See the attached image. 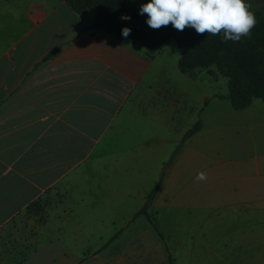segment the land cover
I'll list each match as a JSON object with an SVG mask.
<instances>
[{"label": "crops", "instance_id": "1", "mask_svg": "<svg viewBox=\"0 0 264 264\" xmlns=\"http://www.w3.org/2000/svg\"><path fill=\"white\" fill-rule=\"evenodd\" d=\"M94 18L67 0H0V264L42 197L39 234L52 213L131 222L197 121L148 209L164 213L148 223L166 264V247L173 264H264V100L227 106L217 69L183 73L170 40L148 57Z\"/></svg>", "mask_w": 264, "mask_h": 264}, {"label": "trees", "instance_id": "2", "mask_svg": "<svg viewBox=\"0 0 264 264\" xmlns=\"http://www.w3.org/2000/svg\"><path fill=\"white\" fill-rule=\"evenodd\" d=\"M72 9L78 13L87 9L94 12V22L90 26L93 31L109 33L117 40H131L144 46L148 57L159 52L169 40L174 39L178 50V67L183 73H192L197 69L214 66L218 72L227 77L228 92L226 95L230 105L235 109H244L254 100H264V0H246L256 18L255 27L247 37H241L239 42L223 41V32L219 35L197 34L192 27L183 31L176 30L171 23L159 29L150 28L147 14L141 15L139 8L148 0H67ZM122 14L131 17L130 20L120 19ZM128 27L131 35L125 39L121 29ZM54 50L45 56H51ZM200 127L197 121L182 137L180 144L174 149L170 159L165 163L159 178L149 191L142 207L133 218L143 215L149 222L152 219L148 213L149 206L157 194L166 169L177 153L181 143L193 135ZM158 235L161 233L155 228ZM167 250L168 264L173 259Z\"/></svg>", "mask_w": 264, "mask_h": 264}, {"label": "rangeland", "instance_id": "3", "mask_svg": "<svg viewBox=\"0 0 264 264\" xmlns=\"http://www.w3.org/2000/svg\"><path fill=\"white\" fill-rule=\"evenodd\" d=\"M171 44L177 46L174 39L168 46ZM219 76L216 87L227 94L228 79L221 74ZM51 202L42 197L26 210L20 221L26 228L34 222V227L27 231V242L18 244L14 239L7 242L4 250H11L16 258L1 264H166L163 243L143 215L127 222L126 214H117L113 216L114 223L107 216L100 215L95 221L78 227L69 213H52L49 224L39 234L37 225L46 218L45 205ZM149 215L158 226L157 219L164 213L157 214L151 210ZM162 233L166 241L169 240L171 231ZM0 254L5 255L3 252Z\"/></svg>", "mask_w": 264, "mask_h": 264}, {"label": "clouds", "instance_id": "4", "mask_svg": "<svg viewBox=\"0 0 264 264\" xmlns=\"http://www.w3.org/2000/svg\"><path fill=\"white\" fill-rule=\"evenodd\" d=\"M246 0H148L141 4L139 13L147 14V25L159 29L169 23L179 31L192 27L197 34L219 35L223 41L239 42L255 27L256 18ZM120 19L130 20L127 14ZM121 35L127 39L131 29L123 27ZM196 180L207 179L205 172H198Z\"/></svg>", "mask_w": 264, "mask_h": 264}]
</instances>
